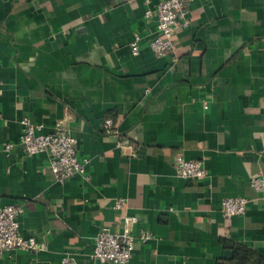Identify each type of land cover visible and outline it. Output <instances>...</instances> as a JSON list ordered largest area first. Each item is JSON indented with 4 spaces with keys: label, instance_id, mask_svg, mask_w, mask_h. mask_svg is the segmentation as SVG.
Masks as SVG:
<instances>
[{
    "label": "crops",
    "instance_id": "obj_1",
    "mask_svg": "<svg viewBox=\"0 0 264 264\" xmlns=\"http://www.w3.org/2000/svg\"><path fill=\"white\" fill-rule=\"evenodd\" d=\"M187 9L192 23L178 28L175 53L157 57L146 0H0V207L23 205L19 233L42 247L0 264H100L96 236L122 232L126 216L137 217L136 237L153 234L129 264H233L225 242L264 259V193L250 185L264 177V0H191ZM23 118L42 135L66 125L89 180L56 182L46 152L6 156ZM106 118L118 135L104 133ZM118 137L131 147L118 148ZM178 156L203 161L207 176L179 177ZM230 197L249 200L243 216H223Z\"/></svg>",
    "mask_w": 264,
    "mask_h": 264
},
{
    "label": "built area",
    "instance_id": "obj_2",
    "mask_svg": "<svg viewBox=\"0 0 264 264\" xmlns=\"http://www.w3.org/2000/svg\"><path fill=\"white\" fill-rule=\"evenodd\" d=\"M191 0H159L152 6L146 0L144 18L147 22L156 23V34L149 40V46L155 56L165 57L175 53V39L179 27L187 28L192 21L188 16L187 5ZM141 37L134 34L130 47L132 54H140ZM207 107V106H206ZM22 134L18 143L6 142L3 151L10 156L16 148L21 149L28 156L46 152L50 156V173L54 180L64 184L75 175H86L88 160H79L77 156V139L70 133L69 128L59 123L55 132L42 135L41 126L33 124L28 118L21 121ZM105 134H116L114 120L106 118L102 124ZM118 148H130L128 139L118 137ZM175 169L179 177L188 180H199L207 176L205 164L201 160H186L181 156L175 159ZM251 187L258 193H264V177L262 173L251 178ZM249 200L245 197H230L223 199L221 211L225 218L231 219L243 216L247 212ZM126 206L124 198H118L113 206L114 210H123ZM23 205H6L0 207V257L15 250L36 253L42 249L35 238H25L19 233V217L24 214ZM137 217L123 218V231L113 233L108 227H102L95 238L92 258L100 264H129L137 241L146 244L153 238L149 231H142L139 236L133 233V225ZM63 264H77L75 259L65 257Z\"/></svg>",
    "mask_w": 264,
    "mask_h": 264
},
{
    "label": "trees",
    "instance_id": "obj_3",
    "mask_svg": "<svg viewBox=\"0 0 264 264\" xmlns=\"http://www.w3.org/2000/svg\"><path fill=\"white\" fill-rule=\"evenodd\" d=\"M233 252V264H264V259L257 251L241 245L225 242Z\"/></svg>",
    "mask_w": 264,
    "mask_h": 264
}]
</instances>
